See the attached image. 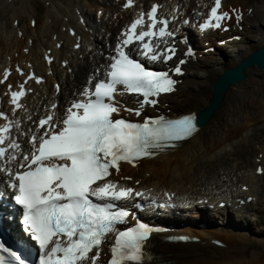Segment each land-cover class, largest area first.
<instances>
[{
	"label": "snow or ice",
	"instance_id": "obj_1",
	"mask_svg": "<svg viewBox=\"0 0 264 264\" xmlns=\"http://www.w3.org/2000/svg\"><path fill=\"white\" fill-rule=\"evenodd\" d=\"M132 5L133 0H127L124 6ZM160 7L154 4L147 13H139L121 34L123 39L116 46L117 54L111 58L105 78L95 83L94 89L85 87L83 98L74 100L62 118L53 111L34 121L35 130L24 131L22 121L13 117L24 107L21 99L30 91L25 89L27 80L18 90L8 85L13 107L12 116L0 111L4 121L0 124V173L6 175L3 183L11 190L10 199L21 209L24 232L38 245L36 264H105L102 255L110 257L106 264H145L151 259L145 249L159 229L140 222L134 227H119L127 225L131 215L119 202L143 193L107 178L113 169L120 172L121 162L135 164L151 158L198 131L195 114L177 119L146 117L142 122L116 118L122 109L139 117L146 106L154 108L162 95L176 91L178 80L170 73L184 75V59L167 71L151 70L142 62L168 63L177 52L176 30L169 27L176 16H160ZM221 7L222 0H215L208 18L199 25L201 31H228L223 22L232 16L229 11L221 12ZM231 11L239 22L242 15L236 9ZM137 42V55L142 59L126 51ZM162 44L165 47L161 48ZM186 55L191 56V50ZM47 59L51 63V58ZM9 75L5 70L0 83ZM27 79L42 82L34 73ZM126 96L135 97L137 107H127L122 101ZM56 108L53 104L52 109ZM29 133L30 147H25L19 136ZM257 171L264 173V169ZM4 195L8 193L0 192ZM167 195L171 201L172 195ZM0 253V264H34L30 251L14 250L3 242Z\"/></svg>",
	"mask_w": 264,
	"mask_h": 264
},
{
	"label": "bare ground",
	"instance_id": "obj_2",
	"mask_svg": "<svg viewBox=\"0 0 264 264\" xmlns=\"http://www.w3.org/2000/svg\"><path fill=\"white\" fill-rule=\"evenodd\" d=\"M147 1L150 0H136L135 7H141ZM162 1L166 2L164 8L173 3L179 4L178 10L180 12L177 14L188 10L190 14L195 13V15H198L197 13L202 11L203 5L209 0ZM51 2L53 5L50 7L48 4L47 11V17H50V20L40 24L37 13L31 5V0H0V12L3 11L0 14V67L4 70L6 68L5 63L8 62L15 71L19 68L26 76L34 70L33 62H37L40 69L42 55L53 53L56 57H67L69 62L65 68L60 67L59 63H53V74L48 76L45 82V87L48 90L45 88L44 93L47 96L53 92L48 83L56 80L58 83L60 82L61 90L59 96L57 95L60 107L63 100L76 93L87 72L100 67V63L103 62V55L96 53V51L99 52L104 49V46L100 47L103 43V40L99 39V35H102L101 29L104 28L107 34L115 33L120 25L132 16L133 10H131L132 8L121 9L119 2L115 0H85V5H79L78 2L73 5V0L67 2L60 0L58 3L52 0ZM229 4L250 6L246 0H225L223 5L225 7ZM98 9H102L100 11L102 16L99 19L95 17L94 20L93 16H95ZM6 13L11 16L10 21H7ZM25 15L28 21L35 16L33 28L27 25L26 20H24ZM113 15L116 16V19H113ZM64 17H66V21H64ZM80 18H82L83 23L87 22L86 26L90 30L77 27L78 32L83 37V42L79 47L72 50L74 38L66 32H70L71 24H77L76 20L78 22ZM241 25L243 26L241 34L247 33L248 35L250 28H255L256 25L260 32L256 34L255 38L248 39L245 37L247 39L244 46H239L236 43L231 44L230 46L234 47L231 54L222 53L221 57L204 54L202 59L190 62L188 65L189 70L183 76L177 90L168 97L167 101L172 111L180 113L190 110L199 111L204 108L210 101L213 82L220 73L236 65L241 58L264 42V5L256 4L251 14L245 15V21H242ZM62 26L65 32L62 31ZM54 33L63 42L59 50H53L52 52L49 47L53 44L50 35ZM103 37L101 36V39ZM91 44H94V47L88 51L87 46ZM87 52L93 53L92 60L88 58ZM80 54L81 56H79ZM210 59L213 60H211L213 63ZM68 67L71 68L69 72H67ZM246 71L247 78L229 87L219 108L209 119L198 126V131L193 137L185 140L172 151L144 162L137 171H147L149 173L148 177L154 180L155 183H160L163 186L171 185L182 193L185 192L187 198L196 194L195 196L198 198L207 197L210 201L223 193L225 185L234 189L235 186L232 184L236 182H233L232 176H237V171L241 166L235 169L228 166L224 167L225 164L222 165L223 163L216 166L214 159L227 154L223 151L222 144H230V147H233L236 143L239 144L244 140L248 141L250 135H247L250 129L253 126L264 124L256 123L264 119V109H262V107L264 108V101L261 98L257 99V94L255 95V92L260 91L262 93L264 91V78L260 79L261 81L256 79L259 74H264V70L251 67ZM41 95L43 96L42 93ZM178 97L180 100H177ZM244 97L250 100L247 99L244 107H242L237 101L240 99L241 102H245V100L243 101ZM40 99L45 101L44 97ZM247 106H252L253 116L245 115L249 111ZM231 107H233V110H231ZM262 150H264L262 147L258 149L259 152H262ZM261 163L264 165L263 159ZM200 167H204V169H200ZM249 167L247 166L245 169ZM239 175L242 176V172H239ZM263 175L264 173L257 176L252 172L247 177L242 176L241 182L237 183L236 187H239L236 191H240L241 184H247L249 186L247 193L257 195L251 200L246 198L247 201H250L246 207L250 204L258 206V198H261L258 197V192L261 188H259L260 184L255 187L254 185L259 183ZM210 179L214 181L210 182ZM174 181L176 182L174 183ZM187 185L189 186L185 188ZM238 194L241 193L234 194L232 199L235 200ZM193 206H197L196 201ZM178 207L180 208V206ZM239 212L244 215V209ZM178 213L183 215L187 212L184 210ZM196 213L198 212H195L194 216H199V213ZM217 217L219 216L217 215ZM188 218L174 219L179 228L176 232L196 236L199 241L174 242L165 240L161 236H153L148 247L152 254L148 264H264V237L247 235L246 230H243L245 231L243 232L238 229L217 227L215 225L199 228V226L195 227L196 221L194 219L189 221ZM220 220L223 223L229 222L228 217L220 218ZM211 238L221 240L224 246L213 245L209 241Z\"/></svg>",
	"mask_w": 264,
	"mask_h": 264
},
{
	"label": "rangeland",
	"instance_id": "obj_3",
	"mask_svg": "<svg viewBox=\"0 0 264 264\" xmlns=\"http://www.w3.org/2000/svg\"><path fill=\"white\" fill-rule=\"evenodd\" d=\"M246 1L250 5H255V4L260 5L262 2L264 3V0H246ZM31 5H32L33 9L35 10L37 8L36 0H31ZM258 32H259V29L257 27L252 28L251 32L249 33V37L250 38L255 37L256 33H258ZM244 44H246V40L242 41V43H240L239 46L240 45L244 46ZM233 48L234 47H230V49H226L225 51L223 50V52L231 54ZM263 78H264V74L263 75L259 74L256 77V79L258 81H261ZM263 90H264V88H263ZM261 94H262V96H261ZM263 94H264V91L262 93H260V91H258L257 93L255 92L256 98L257 99L261 98L262 101H264V95ZM247 99H249V98H247V97L243 98V101L245 100V102H241L240 99H238L237 103H239L240 105H242V107H244V104L246 103ZM247 108L251 112L247 111L245 115L253 116L254 112L252 113V111H253L252 106H247ZM262 109H264V108L262 107ZM231 110H233V107H231ZM263 120L257 121L256 123H264ZM249 135H250V138L248 141L247 140H244L243 142L238 141L239 144L236 143L233 147H230V144H225V145L222 144V147H224L223 151L227 152V156L224 154V155L219 156L217 159H214L215 165L216 166L219 165L220 164L219 160H221V159L225 160L223 162H226V164H228V165L231 163V161H238L242 165L241 168H243L247 165H251L252 164L251 157L254 156V154L256 153V149L258 150L260 147L264 148V124H259L257 126H253L250 129V132H248L247 136H249ZM206 163H208V162H206ZM206 167H208V166H206ZM261 179H262L261 187L263 188L262 192H264V176ZM217 225H219V224H217ZM237 226H239V229L243 228L241 231L246 230L247 232L251 233V235H253V236L255 235L257 237H264V217L259 218L258 222L257 221L253 222L252 220H250V221H241L240 220L239 222H237ZM243 232H245V231H243Z\"/></svg>",
	"mask_w": 264,
	"mask_h": 264
},
{
	"label": "water",
	"instance_id": "obj_4",
	"mask_svg": "<svg viewBox=\"0 0 264 264\" xmlns=\"http://www.w3.org/2000/svg\"><path fill=\"white\" fill-rule=\"evenodd\" d=\"M253 65L264 69V44L260 45L249 55L241 59L235 67L225 69L214 80L209 103L196 113L198 125L204 123L212 116V114L219 108L223 96L229 87L238 81L244 80L247 76L244 69Z\"/></svg>",
	"mask_w": 264,
	"mask_h": 264
}]
</instances>
